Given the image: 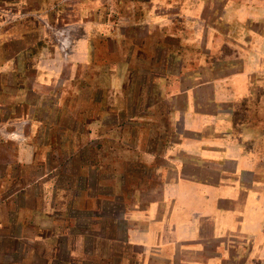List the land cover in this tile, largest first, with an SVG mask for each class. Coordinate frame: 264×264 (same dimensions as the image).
<instances>
[{"label":"rangeland","instance_id":"1","mask_svg":"<svg viewBox=\"0 0 264 264\" xmlns=\"http://www.w3.org/2000/svg\"><path fill=\"white\" fill-rule=\"evenodd\" d=\"M219 124L264 128V0H0V264L158 263L127 218Z\"/></svg>","mask_w":264,"mask_h":264},{"label":"crops","instance_id":"2","mask_svg":"<svg viewBox=\"0 0 264 264\" xmlns=\"http://www.w3.org/2000/svg\"><path fill=\"white\" fill-rule=\"evenodd\" d=\"M237 91L230 97L242 95L241 88ZM219 125L213 142L178 146L197 157L193 160L198 164L211 166L213 175L180 176L166 188L160 202L127 218L133 222L125 232L128 244L151 251L159 261L156 264H237L240 251L245 264H264V128ZM205 126L200 121L190 130L199 133ZM31 159L19 161L31 163ZM68 252L70 258L74 256L73 249ZM180 252L200 258L181 259ZM140 260L154 264L143 256Z\"/></svg>","mask_w":264,"mask_h":264}]
</instances>
